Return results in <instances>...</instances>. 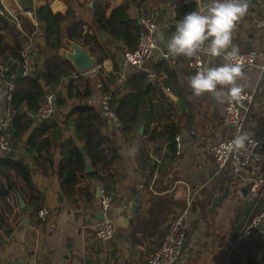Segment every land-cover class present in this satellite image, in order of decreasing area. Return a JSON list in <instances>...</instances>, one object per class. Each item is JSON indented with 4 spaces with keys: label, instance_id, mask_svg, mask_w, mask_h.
Here are the masks:
<instances>
[{
    "label": "crops",
    "instance_id": "obj_1",
    "mask_svg": "<svg viewBox=\"0 0 264 264\" xmlns=\"http://www.w3.org/2000/svg\"><path fill=\"white\" fill-rule=\"evenodd\" d=\"M2 1V10L11 18L25 16L34 25L38 24L37 19L32 20L26 15L27 8L21 0ZM80 1L85 2L88 8L100 5L107 16L113 9L129 1L131 18L139 20L143 13H147L157 21V50L142 67L127 65L122 55L118 62V81L122 83L131 74L144 72L150 77V82L157 80L163 90L168 88L183 100L187 110L182 113L169 96L166 95L168 99L159 96L160 99L155 101L148 133H144L142 124L136 136H125L120 128L111 123L116 132L117 157L110 159V164L101 161L92 164L85 150L81 148L84 151V171L79 172L78 183L67 191L62 190L61 180L56 174L57 162L53 166L50 162H44L46 171L41 167H34L33 178L37 189L25 194L24 209L20 208L18 191L11 190L1 197L0 215L13 228V233L5 240L0 239V264H148L150 254L163 240V229L176 212L187 205L191 209L189 234L182 246V256L178 264H234L230 254L239 243V231L243 219L249 213L239 214V210H245L249 205L248 191L245 193L243 190L250 179L262 170L264 144L259 147L257 157L248 167L242 169L233 160L225 172L218 173L210 148L219 139L230 134L224 113L225 100H218L210 94L194 96L188 85L191 77L190 60L166 56L167 39L175 31L178 9L193 0ZM193 2L197 7L206 0ZM45 3L46 0H33L29 8L35 11ZM50 7L54 13L65 14L68 9L64 0H51ZM88 8H80V13L89 18L83 26L84 32H92L94 27L92 17L90 18L92 11ZM17 27L22 29L19 23ZM103 35L102 32L99 41H102ZM233 43L239 50L251 48L259 52L257 63L243 70V79L238 83L243 88H258L255 112L248 129L251 134L263 140L264 75L262 77L261 69L264 66V0L250 1L248 14L234 30ZM91 53L97 58V66L84 73L86 76L94 78L100 66L107 73L114 71L111 57L104 58L99 65L98 56L94 54L92 46ZM203 56L206 64L221 62L218 58ZM103 96L100 84H97L91 97L93 103L100 106ZM172 123L181 128L177 135L181 148L177 150L176 141V150L171 154L167 151L164 140L153 143L148 139L154 129H161L162 125ZM64 137L66 135L61 136ZM158 145L160 148L157 152L155 148ZM49 150L57 152V161L59 147L55 149L52 145ZM142 150L145 151V156L149 155L150 162L146 159L141 161L139 154ZM17 153L24 155L25 149H18ZM86 160L93 168L90 172L86 170ZM157 163L161 165L163 174L155 169ZM96 171L99 177L111 175L115 178L112 207L107 216L114 219L117 232L114 239L106 244L100 242L96 236L98 224L103 220L101 215L106 216L100 198L96 196L97 187L102 190L104 186L97 176H90ZM10 175L19 187L24 185L14 170L10 169ZM90 184L95 187L92 204L89 201L90 190L85 189ZM33 195L39 198L37 203L47 210L46 221L36 227L28 223V214L35 212L34 207L30 206ZM135 198L139 204L137 214L132 215L131 206ZM214 199L219 204L213 206ZM24 215L27 223L23 222ZM254 238L264 241V221ZM31 239L33 243L30 242ZM253 254L256 263H259L264 258V247ZM249 259V255H242L240 262L246 264Z\"/></svg>",
    "mask_w": 264,
    "mask_h": 264
},
{
    "label": "trees",
    "instance_id": "obj_2",
    "mask_svg": "<svg viewBox=\"0 0 264 264\" xmlns=\"http://www.w3.org/2000/svg\"><path fill=\"white\" fill-rule=\"evenodd\" d=\"M21 1L25 8L30 9L33 0ZM64 1L68 5L65 14L54 13L50 7L51 0H46L43 6L36 8L34 14L37 25L25 16H18L16 22L9 15L0 13V63L8 67L3 82L10 80L15 85L9 92L4 83L0 82V101L2 100L9 113L10 142L13 147L12 153L0 155V178L3 179L0 182V208L1 197L11 190L20 192L24 198L27 192L37 189L33 169L41 167L46 171L44 162H50L51 166L57 162L56 174L61 180L62 190L67 191L78 183L79 172L84 171V154L81 148L85 150L92 164L99 161L110 164V159L117 157L116 132L111 127L110 119L91 98L97 84H100L104 95L110 96V108L120 119V131L125 136H136L142 124L144 133H148L156 99H160L159 96L168 99L161 84L157 80L150 82V77L144 72L133 73L122 83L118 81V62L126 50L137 46L141 30L139 20L131 18L129 14V1L113 9L109 16L100 5L88 8L85 2L80 0ZM80 8L92 11V32L83 31V26L89 18L80 13ZM195 8L193 1L184 3L178 9L176 21ZM1 10L0 6V12ZM18 23L22 27L20 30ZM65 28L70 39L92 46L94 54L98 56L99 65L104 58L111 57L114 71L107 73L100 66L92 78L78 73L69 60L48 52L60 48L61 33ZM100 31L104 33L102 41L98 40ZM27 49L33 57L34 65L30 72L21 76L18 71L20 67L23 68L24 52ZM43 92L54 95V113L48 119L32 115V110L37 108ZM8 94L10 99H6ZM180 131V126L175 123L162 125L161 129L153 130L148 140L153 143L164 140L167 151L172 154L176 150V136ZM63 135L66 137L61 138ZM52 145L55 149L59 147L57 161V152L49 150ZM21 148L25 149L24 155L17 153ZM159 148L158 145L155 150L158 152ZM145 154V151H140L141 161L146 159L150 162L149 155ZM155 165V169L161 174V165ZM10 169L21 177L24 182L22 187L12 179ZM259 174H264V163L261 172L256 175ZM90 176H97L104 186L102 189L113 194L115 178L111 175L99 177L98 171ZM85 189L90 190L89 201L92 204L95 187L90 184ZM38 200L34 195L30 200V206L35 209V212L28 214V223L32 227L41 225L47 217L42 218L40 213L38 214L44 210L43 205L37 203ZM250 208L249 204L245 210H239V214L245 212L247 215ZM259 208H264V199L261 200ZM26 212L28 213V210ZM0 232L1 240L13 233V228L5 221L3 215H0ZM260 240L254 237L239 238L237 247L230 254L232 263L244 264L240 262L241 256L249 255L251 259L246 264H259L256 263L253 253L264 247V241ZM30 242L33 243V239Z\"/></svg>",
    "mask_w": 264,
    "mask_h": 264
},
{
    "label": "built area",
    "instance_id": "obj_3",
    "mask_svg": "<svg viewBox=\"0 0 264 264\" xmlns=\"http://www.w3.org/2000/svg\"><path fill=\"white\" fill-rule=\"evenodd\" d=\"M201 2L204 0H193ZM252 1V0H250ZM3 3L0 0V5ZM1 14H6L3 10ZM26 15L35 20L34 11L25 10ZM17 22V18H12ZM141 19V30L137 46L124 52V62L131 67H142L153 56L157 50L156 32L158 30L157 21L147 13H143ZM240 54L244 57V69L254 66L259 58V52L255 49L240 50ZM167 56V55H166ZM200 63L206 64L203 54L200 57ZM34 61L27 49L24 52V74L30 72L33 68ZM191 76L197 70L195 60L189 62ZM264 69V66L262 67ZM8 72V67L4 63H0V82H3L4 76ZM8 91L14 89L13 81L3 82ZM246 99L237 103L235 101L225 100L224 113L226 123L230 128V134L219 139L210 148L217 166L218 173L225 172L233 160L237 161L240 168H246L251 165L252 161L257 157L258 149L262 143V139L254 136L248 129V124L255 112L258 99V88H244ZM6 99H10V95ZM100 107L114 127L120 128L121 121L116 113L110 108V96L104 95ZM54 113V95L49 92H43L36 108V116L40 119H48ZM10 118L9 113L0 101V155L13 152L10 142ZM237 135H246L248 137L245 147L236 149L232 146V141ZM179 136H176L177 150L181 145ZM251 187L248 191V201L251 205L249 213L241 225L239 236L250 238L256 235L260 224L264 221V208H259V204L264 199V174L255 175L250 179ZM100 202L102 210L105 212V218L98 224L96 236L98 240L104 244L112 241L117 232V225L107 212L112 207V194L101 190ZM190 206L178 210L168 223V230L163 237L162 242L150 254L148 264H178L182 256V242L187 239L189 234V216ZM42 218L47 216L46 210H41ZM260 264H264V258L259 260Z\"/></svg>",
    "mask_w": 264,
    "mask_h": 264
},
{
    "label": "clouds",
    "instance_id": "obj_4",
    "mask_svg": "<svg viewBox=\"0 0 264 264\" xmlns=\"http://www.w3.org/2000/svg\"><path fill=\"white\" fill-rule=\"evenodd\" d=\"M249 7L250 0H206L176 21L175 31L167 39V56L196 61L197 70L188 79L194 96L210 94L237 103L246 99L238 83L244 76V57L233 43V33ZM202 54L221 62L201 64ZM247 139L246 135H237L232 146L242 149Z\"/></svg>",
    "mask_w": 264,
    "mask_h": 264
},
{
    "label": "water",
    "instance_id": "obj_5",
    "mask_svg": "<svg viewBox=\"0 0 264 264\" xmlns=\"http://www.w3.org/2000/svg\"><path fill=\"white\" fill-rule=\"evenodd\" d=\"M141 22H142L141 19H139V23H141ZM100 34H102V31H100ZM48 52L57 54L59 56H62L65 59L69 60L72 63V65L74 66V68L76 69V71L80 74H84V73L88 72L89 70H91L97 66V58L94 55H92L91 46L89 44L82 45L78 41L70 39L68 36L66 28L63 29L62 33H61V46H60V48H58L56 50H48ZM122 58L124 59V55L122 56ZM18 74L23 76L24 75V68L20 67ZM164 91H165L167 96H169L173 101H175L177 103V105L180 107L182 113H185L187 109H186V105L183 102V100L179 99V97L176 94H174L171 90H169L168 88H164ZM103 114L105 115V113H103ZM32 115L36 116V109L32 110ZM142 130H143V128L141 127L140 132H142ZM81 150H82V152H84L83 149H81ZM85 166H86V170L88 172L93 170V168L90 165L88 160L85 161ZM250 187H251V182L248 183V185L245 187L243 192L246 193L247 191H249ZM17 195H18L20 208L24 209L26 206V202H25V200H24V198L20 192H18ZM96 196L98 198L101 197V188L100 187H97ZM138 204H139V201L137 198H135V202L131 206L132 215L137 214ZM215 204H219V201L217 199L213 200V206ZM101 217L103 219L105 218L103 214L101 215ZM23 222L27 223L26 215L23 216ZM131 222H132V220H131ZM167 230H168V226H166L163 229V231H162L163 236H165ZM185 242H186V240H184L182 242L181 247L185 244ZM227 264H229V263H227Z\"/></svg>",
    "mask_w": 264,
    "mask_h": 264
},
{
    "label": "rangeland",
    "instance_id": "obj_6",
    "mask_svg": "<svg viewBox=\"0 0 264 264\" xmlns=\"http://www.w3.org/2000/svg\"><path fill=\"white\" fill-rule=\"evenodd\" d=\"M247 49H249V48H246V50H247ZM250 49H251V48H250ZM261 71L263 72V74H262V77H263V75H264V69H263V70L261 69ZM262 77H261V79H262Z\"/></svg>",
    "mask_w": 264,
    "mask_h": 264
}]
</instances>
